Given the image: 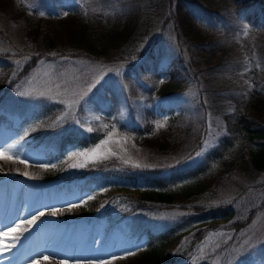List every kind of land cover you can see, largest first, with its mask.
Segmentation results:
<instances>
[{
  "label": "rangeland",
  "instance_id": "1",
  "mask_svg": "<svg viewBox=\"0 0 264 264\" xmlns=\"http://www.w3.org/2000/svg\"><path fill=\"white\" fill-rule=\"evenodd\" d=\"M133 1L0 0V116L6 117L0 121V204L22 194L27 216L43 211L37 222L52 220L46 226L59 242L71 234L83 263L134 264L151 236L170 232L178 239L168 248L167 264H264V175L250 180L237 167L230 170L231 161L248 151L243 141L222 147L228 130L220 110L231 113L234 100L253 89L264 94V31L218 33L210 39L213 59L203 65L178 42L174 24L164 30L168 18L160 0H137L154 17L139 45L151 52L149 64L156 60L157 76L137 86L129 81L135 73L130 61L47 50L29 35L33 11L43 16L74 3L108 15L132 8ZM169 80L179 81L180 89L158 95ZM149 112L154 130L145 135ZM18 126L24 129L20 138ZM171 129L177 131L172 143L166 138ZM67 135L83 141L63 144ZM164 143L174 149L162 151ZM219 149L222 154L210 158ZM154 170L162 171L157 176L165 190L148 185ZM199 184L188 200L163 198L165 192L184 196ZM88 194L92 199L69 210ZM54 207L60 208L56 216ZM27 228L26 239L33 231ZM15 234L23 236L18 229ZM23 245L12 247L8 260H18ZM42 258L23 264H45Z\"/></svg>",
  "mask_w": 264,
  "mask_h": 264
},
{
  "label": "trees",
  "instance_id": "2",
  "mask_svg": "<svg viewBox=\"0 0 264 264\" xmlns=\"http://www.w3.org/2000/svg\"><path fill=\"white\" fill-rule=\"evenodd\" d=\"M133 2L132 8L129 6L126 11L108 15L88 12L87 8L74 3H65L59 11L43 16L33 11L27 21L29 35L34 40L40 39L47 50L71 49L78 55L110 62L130 61L135 73L131 75L129 81L137 86L138 81L154 76L152 72L154 64H149L148 59H144L146 54L140 50L142 47L140 45L146 42H140V38L146 35L141 32L143 29H146L145 32L151 29L154 17L141 7L139 1ZM160 2L165 6V19L168 18L163 23L164 30L169 24H174L178 42L187 44L192 57L203 65H207L213 59L210 47L215 42H211L210 39L218 36V33L230 37L239 32L238 30H245L250 35L264 31V0H160ZM128 5L130 4L124 6ZM224 18L225 22L222 23ZM177 88H180V82L170 81L162 85L160 94L162 96L172 94L174 91L172 89ZM249 93L245 98L247 101L244 98L234 100L235 105L232 106L231 113H228L225 107H221L220 110L224 112L222 115L225 116L228 128V137L222 147L225 149L233 142L243 141L248 151L239 155L236 160L231 161L232 165L228 166H231L230 170L237 167L241 174L253 180L264 175V94L257 89ZM154 119L152 113L146 115L145 130H154L152 129ZM23 130H19L20 137L23 136ZM150 130H147L145 135L152 134ZM176 133L177 131L172 129L168 130L166 134L168 141L175 142ZM82 141L81 138L67 135L63 139V144H79ZM164 145L160 146L162 151L167 148L174 149L175 146L174 143L173 147L170 143ZM218 152L214 155L222 154L221 149ZM160 172L162 171L154 170L147 178V182L165 190L163 188L165 185L157 176ZM200 186L199 184L185 192L184 196L165 192L163 198L169 203H174L175 196L185 201L195 196L200 191ZM177 239L170 232L157 238L151 236L147 251L142 252L134 264H167L171 259L168 248L174 245Z\"/></svg>",
  "mask_w": 264,
  "mask_h": 264
},
{
  "label": "bare ground",
  "instance_id": "3",
  "mask_svg": "<svg viewBox=\"0 0 264 264\" xmlns=\"http://www.w3.org/2000/svg\"><path fill=\"white\" fill-rule=\"evenodd\" d=\"M17 194L15 193L12 197L10 196L11 199H8V202L3 201V204H0V264H23L25 262V258H31L34 255H36V257L37 255L42 256V261L45 264H94L92 262L83 263L79 261L78 254L75 253L74 240L71 234L65 236L60 242L57 238L58 235H50L52 229L51 227H47L46 225H48L49 223L52 224V220H49L48 222L43 224L37 222L36 225H31L29 228H32L33 231L26 239L22 229L29 226L25 221L32 219L33 217L27 216V208L23 207V195L19 193ZM13 220H16L17 225H19L18 228L17 225L11 226L10 222ZM12 228H17L18 231H20V234L23 236L21 238L16 237L15 232H11ZM5 232H9L10 235H3V233ZM54 238L57 239L54 241ZM1 239L5 241L2 242ZM6 242L12 243L13 245H15V247L24 244L22 248H18L22 253L21 257L18 260H8L11 253H13V248L6 246ZM57 242L59 243L57 244ZM45 257H47V259H45Z\"/></svg>",
  "mask_w": 264,
  "mask_h": 264
},
{
  "label": "snow or ice",
  "instance_id": "4",
  "mask_svg": "<svg viewBox=\"0 0 264 264\" xmlns=\"http://www.w3.org/2000/svg\"><path fill=\"white\" fill-rule=\"evenodd\" d=\"M162 82V81H161ZM88 92H91V87H89L85 92L81 93L80 94V99L81 100H84L85 99V96L87 95ZM88 131L90 132L91 129H88ZM104 143H107V141H104ZM201 155V153H196V156L199 157ZM0 156H5V153L3 152H0ZM8 159H12V157H6ZM21 163H24L23 160L20 161ZM192 163H195V161H191ZM41 166L45 167V169L49 168V167H55V165H51V164H42ZM138 166V165H137ZM72 167H76V165H72ZM22 175L24 176H28L29 174L27 172H24L22 173ZM30 179H34V177H29ZM88 199H92V195L91 194H88L86 197L82 198L80 201H77V202H72V203H69L68 205V208L69 210H71L72 208H76V207H79L81 205V203H84L86 202V200ZM60 211V208H52L51 209V214L53 216H56L57 213ZM44 212L43 211H39V215H33V218L32 219H29V220H26V224L31 226V225H36L37 224V221L39 220L40 217L44 216ZM19 227V225H17V228ZM17 228H12L11 229V232L14 233L17 231ZM3 235L7 236V235H10L9 232H5L3 233ZM11 247H15V245H11ZM133 253L129 252L128 255H131ZM122 257H118V256H114L112 258V260H115V259H120ZM45 259H47V257H45ZM101 264H112V261L109 260V261H101Z\"/></svg>",
  "mask_w": 264,
  "mask_h": 264
}]
</instances>
